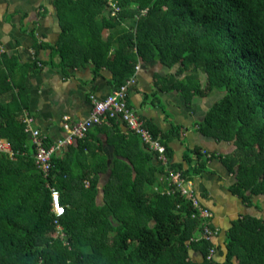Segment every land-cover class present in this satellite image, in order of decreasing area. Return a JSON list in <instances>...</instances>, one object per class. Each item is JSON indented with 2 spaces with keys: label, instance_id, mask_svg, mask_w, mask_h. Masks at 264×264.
<instances>
[{
  "label": "trees",
  "instance_id": "16d2710c",
  "mask_svg": "<svg viewBox=\"0 0 264 264\" xmlns=\"http://www.w3.org/2000/svg\"><path fill=\"white\" fill-rule=\"evenodd\" d=\"M111 1L122 9L117 17L108 11ZM55 7L62 29L52 47L58 65L91 62L98 71L107 68L119 89L140 61L158 60L187 73L176 89L188 103L225 93L199 131L233 143L231 154L188 149L184 163L176 164L169 141L180 137V128L161 135L147 127L167 147L170 168L185 180L202 176L218 157L235 176L234 194L249 206L264 198V0H56ZM36 45L38 67L47 45ZM12 63L0 56V138L14 152H0V264H264V215L235 221L225 237V260L208 262L210 249L220 248L205 238L206 220L177 186L171 195L158 192L168 173L165 166H154L146 148H137L141 158L117 148L103 205L98 203L103 169L87 160L89 134L62 158L55 155L46 176L35 164L36 147L25 131L28 87L17 83L21 66ZM45 145L55 144L47 139ZM101 166L106 169V162ZM53 189L66 207L59 218L52 211ZM209 227L216 228L213 221Z\"/></svg>",
  "mask_w": 264,
  "mask_h": 264
},
{
  "label": "crops",
  "instance_id": "0c3cea01",
  "mask_svg": "<svg viewBox=\"0 0 264 264\" xmlns=\"http://www.w3.org/2000/svg\"><path fill=\"white\" fill-rule=\"evenodd\" d=\"M55 2L56 0H0V45L4 47L5 54L13 60V66H21L20 70L15 72L16 81L18 84L24 81L23 84L28 87L30 100L27 113L34 118V127L40 130L51 144H58L66 137L64 117H70L73 123L87 120L93 109L91 97L104 99L116 89L113 83L114 74L107 68L98 71L90 62L66 69L58 65V57L53 59L52 47H55L62 32ZM36 44L47 45L39 52L38 67L34 65L38 46ZM179 70V65L170 68L158 60L140 61L136 67L137 85L130 92L129 105L147 126L159 131L161 135L171 132L174 127L180 128V137L169 141L173 163L183 164L188 149L199 148L217 155L231 154L235 149L233 143L219 142L199 131V124L215 104H212L211 96L214 95L218 99L223 96L216 93L219 91H214L207 97L196 96L188 103L181 91L176 89L178 82L187 76L186 72ZM199 77L204 84V74L200 73ZM7 97L9 98L10 94ZM88 134L87 143L90 150L87 160L89 159L92 165L96 162L99 170L103 169L99 172L98 185V203L101 205L104 204V188L110 183L115 161L118 159V147L121 152V148L129 149L128 152L134 158L140 157L137 155V148H146L144 151L154 155L152 163L155 167L165 166L158 160L157 154L148 150L143 140L133 134L120 119H109L102 125L93 127ZM78 142L79 140H76L71 146L76 147ZM67 148L69 146L61 148L55 155L62 158ZM124 153L128 154L127 151ZM104 162L106 169L101 166ZM166 178L161 179L163 189L160 186L159 190L157 188L158 192L163 194L168 190ZM192 182L201 203L214 215L212 221L219 232L214 239L220 248L217 260L223 262L226 257L224 243L227 232L239 218H261L264 215V198H254V205L249 206L234 194L232 188L236 182L235 176L218 157L213 158L208 164V170ZM192 257L197 262L202 261L199 253H192Z\"/></svg>",
  "mask_w": 264,
  "mask_h": 264
},
{
  "label": "built area",
  "instance_id": "2783aa9c",
  "mask_svg": "<svg viewBox=\"0 0 264 264\" xmlns=\"http://www.w3.org/2000/svg\"><path fill=\"white\" fill-rule=\"evenodd\" d=\"M108 11L111 17H117L121 12V8L111 1L108 5ZM5 53L4 47L0 45V56ZM138 70L139 68H137V71ZM135 85H137L136 73L125 85L114 90V92L106 98L99 100L95 96H92L91 101L93 109L91 116L87 120L79 123H73L68 116L64 117L63 123L66 137L52 147H47L45 145V141L47 140L46 136L34 127V118L26 113L24 119L26 123L25 131L30 135L36 147L35 164L37 168L48 176L54 167L52 160L58 150L74 145L76 140L85 139L90 130L97 125H102L109 119H120L127 125L133 134L139 136L143 140L152 153L157 154L158 160L167 168L168 177L166 179L169 188H172V190L168 189L164 194H173L175 189L173 186H177L181 195L189 199L193 203L194 208L199 211L200 216L206 220L204 229L205 238L214 241L215 237L218 236V229H211V227H209L214 217L212 211L201 203L195 193L193 182L185 180L181 172L174 171L170 168V157L167 152V147L153 137L146 122L129 105V95ZM0 152L9 153L14 156L11 144L7 140L1 138ZM52 207L53 213L58 218L65 215L66 207L61 202L59 191L55 189L52 190ZM217 253L218 251L215 248H211L206 260L208 262L216 261Z\"/></svg>",
  "mask_w": 264,
  "mask_h": 264
},
{
  "label": "rangeland",
  "instance_id": "374dc122",
  "mask_svg": "<svg viewBox=\"0 0 264 264\" xmlns=\"http://www.w3.org/2000/svg\"><path fill=\"white\" fill-rule=\"evenodd\" d=\"M130 23H131V21H129V20H125L124 21V24L125 25H127V27H130ZM218 95H221V96H224V94L225 93H223V92H216ZM212 97V99H213V101H212V104L213 103H216V102H218L220 99H218V97L216 98V96H211ZM149 150V149H148ZM221 260H223V259H221Z\"/></svg>",
  "mask_w": 264,
  "mask_h": 264
},
{
  "label": "clouds",
  "instance_id": "9594fccd",
  "mask_svg": "<svg viewBox=\"0 0 264 264\" xmlns=\"http://www.w3.org/2000/svg\"><path fill=\"white\" fill-rule=\"evenodd\" d=\"M56 190V189H55ZM60 193V192H59ZM52 196V195H51ZM60 196H61V193H60ZM61 201H62V198H61ZM52 211H53V207H52Z\"/></svg>",
  "mask_w": 264,
  "mask_h": 264
}]
</instances>
